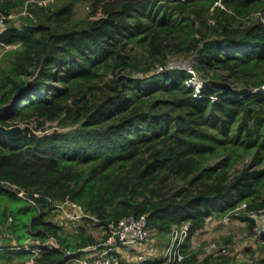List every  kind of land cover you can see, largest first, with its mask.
I'll return each instance as SVG.
<instances>
[{"label":"trees","instance_id":"trees-1","mask_svg":"<svg viewBox=\"0 0 264 264\" xmlns=\"http://www.w3.org/2000/svg\"><path fill=\"white\" fill-rule=\"evenodd\" d=\"M47 2L28 3L16 25L8 16L26 0H0V45L18 44L0 67V106L10 105L0 124L58 127L0 134V262L72 264L143 213L149 237L189 223L179 264L196 261L191 238L212 216L234 211L253 235L250 212L264 206V0ZM179 54L193 59L200 90L169 66ZM64 201L85 213L72 233L52 219ZM50 237L57 246L31 251ZM222 256L204 260L264 264Z\"/></svg>","mask_w":264,"mask_h":264},{"label":"rangeland","instance_id":"rangeland-1","mask_svg":"<svg viewBox=\"0 0 264 264\" xmlns=\"http://www.w3.org/2000/svg\"><path fill=\"white\" fill-rule=\"evenodd\" d=\"M47 1L26 0V3L22 7L14 9L10 16H8V18L11 22L17 25L20 23L21 16L23 15L28 3L42 2L44 4L48 3ZM65 1L67 0H50V3L52 7H56L61 5ZM87 13L88 7L86 6V3L83 2L77 5L76 19H82L86 16ZM260 15L261 13L257 12L254 13L253 16L255 17ZM4 24L5 22L3 23V25ZM17 45L18 44L16 43L0 45V67L6 68L9 65L11 56L8 54V51L10 48H14ZM172 58L177 60L178 65H183L185 61H188L191 58V56L179 54L173 55ZM26 124L34 128L36 122H27L23 120L22 122L17 123L16 125L22 126ZM56 124L57 122L55 120L47 121L40 129H34L38 133L48 132L58 128ZM66 204L67 205L65 206L71 210V202L68 201ZM233 212L234 211L229 213L227 212L226 214L221 216L215 215L210 218H207L206 222H208L205 224V230L200 232L198 235H194L195 237L192 236L194 237V239H191L190 248L197 252V259L193 262V264H207L204 259L206 257H211L208 254V248L211 244H216L218 246H228V252L223 254L224 257L222 256L221 258L227 260L229 259V262L236 260H248L254 256L258 257L264 255V245L260 242H257L252 236V234L249 232L247 227V221L239 216H233ZM52 219L63 225L64 232L66 233H72L78 225H85L86 223V220H84V216L77 220H72L67 218L66 216L64 217L62 213H60V211L57 209L55 211V215L52 216ZM90 230L98 236L101 235L99 229L94 228ZM169 241L170 234L168 233L162 236L152 234L141 245L119 247V253L121 259L127 262H134L140 258H144L147 256H161ZM247 247H251L253 253H251V251H249ZM214 259L215 257L210 258L209 261H211L212 263ZM0 264H11V262L4 261L3 263L0 262Z\"/></svg>","mask_w":264,"mask_h":264},{"label":"built area","instance_id":"built-area-1","mask_svg":"<svg viewBox=\"0 0 264 264\" xmlns=\"http://www.w3.org/2000/svg\"><path fill=\"white\" fill-rule=\"evenodd\" d=\"M47 1V0H46ZM4 16L0 17V26L4 23ZM2 44V43H1ZM193 59L190 58L185 61L183 65H178L177 60L171 58L169 66H180L187 69L191 73V77L187 83H192L195 90H200L202 81L197 75L195 68L192 65ZM162 67L158 65V69ZM241 166V165H240ZM68 201L57 203V210L62 215L72 220H77L85 215L84 210L77 204L71 202V210L67 208ZM242 204L240 207L244 206ZM250 215L254 218L255 225L253 227V237L259 238L263 243L264 239L260 237V233L264 230V206L261 209L253 210ZM227 216V215H226ZM189 236V223L174 224L171 227L170 241L164 249L160 264H179L185 254L182 251L183 245ZM149 237L147 230V215L146 213L138 216H127L119 220L113 228L112 234L108 237L107 241L100 245H89L82 248L80 255L72 257L69 261L72 264H120L121 256L119 247L135 246L143 244ZM57 241L54 237H50L41 246L32 247L31 251L37 253L41 247L57 246ZM29 249L28 246H25ZM228 246H218L211 244L208 248L209 256H219L228 252ZM100 248V249H99ZM27 264H33V258L27 260ZM62 264H66L63 262Z\"/></svg>","mask_w":264,"mask_h":264},{"label":"water","instance_id":"water-1","mask_svg":"<svg viewBox=\"0 0 264 264\" xmlns=\"http://www.w3.org/2000/svg\"><path fill=\"white\" fill-rule=\"evenodd\" d=\"M259 92L261 93H264V85L260 88L257 89ZM10 105H3V106H0V115L7 109L9 108ZM24 132H27L29 133L30 135L32 136H38V135H41V134H44V133H48V132H42V133H38L35 131L34 128H32L31 126L29 125H13V126H4V125H1L0 124V134H4L10 138H14V137H17L19 136L20 134L24 133ZM260 237L262 239H264V230L260 233Z\"/></svg>","mask_w":264,"mask_h":264},{"label":"crops","instance_id":"crops-1","mask_svg":"<svg viewBox=\"0 0 264 264\" xmlns=\"http://www.w3.org/2000/svg\"><path fill=\"white\" fill-rule=\"evenodd\" d=\"M207 222H208V221H207ZM207 222H206V223H207ZM204 228H205V226H204L202 229L196 231L194 235H196V234L198 235L200 232L204 231V230H205ZM194 235H193V236H194ZM194 237H195V236H194ZM194 237H192V238L194 239ZM192 238H191V239H192Z\"/></svg>","mask_w":264,"mask_h":264}]
</instances>
